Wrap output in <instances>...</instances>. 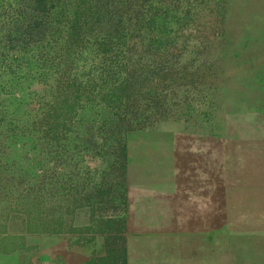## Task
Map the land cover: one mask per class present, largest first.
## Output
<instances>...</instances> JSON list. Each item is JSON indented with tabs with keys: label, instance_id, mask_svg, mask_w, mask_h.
Masks as SVG:
<instances>
[{
	"label": "rangeland",
	"instance_id": "rangeland-1",
	"mask_svg": "<svg viewBox=\"0 0 264 264\" xmlns=\"http://www.w3.org/2000/svg\"><path fill=\"white\" fill-rule=\"evenodd\" d=\"M19 4L0 0V221L52 219L87 264H264V0H153L122 55L130 115L82 100L61 122L55 93L120 57L67 47L50 13L26 29Z\"/></svg>",
	"mask_w": 264,
	"mask_h": 264
},
{
	"label": "trees",
	"instance_id": "trees-1",
	"mask_svg": "<svg viewBox=\"0 0 264 264\" xmlns=\"http://www.w3.org/2000/svg\"><path fill=\"white\" fill-rule=\"evenodd\" d=\"M19 3L17 13L20 20L27 23L26 29L39 25L50 13L53 23L60 26L67 47L78 45L85 38L92 39L93 46L102 57L108 55L115 59L116 53L120 57L117 62L109 59V66L96 78L89 79V83L85 84L87 91H83L75 81L58 90L44 111L47 113L46 120L61 122L69 119L79 109L82 100L111 111L122 109L120 112L124 116L130 115L129 106L134 94L129 89V81L134 72L132 69L127 74L120 72L123 62H129L131 56L125 58L122 55L133 47L127 46L128 41L144 38L145 35L153 37V0H19ZM119 73L125 74L123 79L119 78ZM15 219L20 220L16 225L13 224ZM8 220V229L13 234H62L52 224V219L45 221L37 214L16 212L8 215ZM44 221L51 224L45 227Z\"/></svg>",
	"mask_w": 264,
	"mask_h": 264
},
{
	"label": "crops",
	"instance_id": "crops-1",
	"mask_svg": "<svg viewBox=\"0 0 264 264\" xmlns=\"http://www.w3.org/2000/svg\"><path fill=\"white\" fill-rule=\"evenodd\" d=\"M200 191L203 195L207 192L209 194L208 199L215 197L214 193L211 197L209 190H205L204 187H198L197 193L200 194ZM220 191H218V196ZM213 216L216 214L214 213ZM0 222V264H87L92 257L91 248L86 250L84 245L86 243H84V248L81 251L76 247L75 238L70 237V234L24 232L13 234L8 229V219ZM164 238V235H153L154 258L160 257L163 251L168 248V245L161 244ZM101 247L103 248V245ZM125 253L127 257H130L131 253L127 250ZM77 257L81 258V261H77ZM139 258L142 259V256ZM155 260L159 261L158 257Z\"/></svg>",
	"mask_w": 264,
	"mask_h": 264
}]
</instances>
